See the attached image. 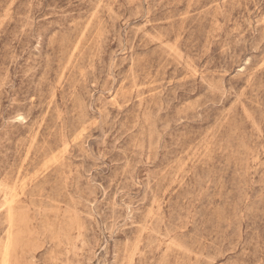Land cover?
<instances>
[{
	"label": "rangeland",
	"instance_id": "374dc122",
	"mask_svg": "<svg viewBox=\"0 0 264 264\" xmlns=\"http://www.w3.org/2000/svg\"><path fill=\"white\" fill-rule=\"evenodd\" d=\"M0 264H264V0H0Z\"/></svg>",
	"mask_w": 264,
	"mask_h": 264
}]
</instances>
